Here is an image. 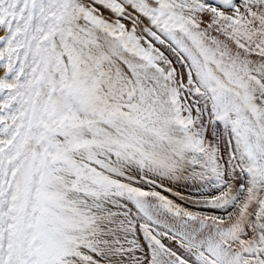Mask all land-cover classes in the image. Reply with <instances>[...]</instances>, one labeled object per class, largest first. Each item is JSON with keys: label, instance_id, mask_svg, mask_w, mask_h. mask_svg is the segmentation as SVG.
Returning a JSON list of instances; mask_svg holds the SVG:
<instances>
[{"label": "snow or ice", "instance_id": "1", "mask_svg": "<svg viewBox=\"0 0 264 264\" xmlns=\"http://www.w3.org/2000/svg\"><path fill=\"white\" fill-rule=\"evenodd\" d=\"M0 264H264V0H0Z\"/></svg>", "mask_w": 264, "mask_h": 264}, {"label": "rangeland", "instance_id": "2", "mask_svg": "<svg viewBox=\"0 0 264 264\" xmlns=\"http://www.w3.org/2000/svg\"><path fill=\"white\" fill-rule=\"evenodd\" d=\"M165 194H167V193H165Z\"/></svg>", "mask_w": 264, "mask_h": 264}]
</instances>
